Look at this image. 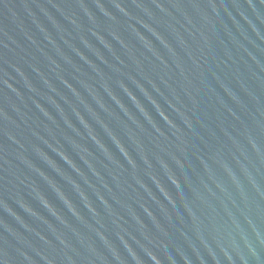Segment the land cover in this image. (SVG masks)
<instances>
[{
  "label": "water",
  "instance_id": "obj_1",
  "mask_svg": "<svg viewBox=\"0 0 264 264\" xmlns=\"http://www.w3.org/2000/svg\"><path fill=\"white\" fill-rule=\"evenodd\" d=\"M0 264H264V0H0Z\"/></svg>",
  "mask_w": 264,
  "mask_h": 264
}]
</instances>
